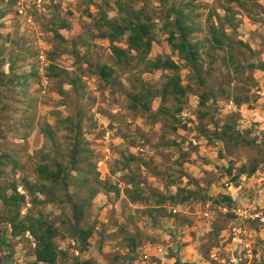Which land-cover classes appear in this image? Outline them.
<instances>
[{"label": "rangeland", "instance_id": "1", "mask_svg": "<svg viewBox=\"0 0 264 264\" xmlns=\"http://www.w3.org/2000/svg\"><path fill=\"white\" fill-rule=\"evenodd\" d=\"M18 1L0 0L1 56L6 59L7 72L10 63L17 60L19 73L33 76L26 89L5 88V98L0 102V148L16 158V163H8L4 167L6 173L19 182L23 175L36 181L39 175L37 167L44 159L57 158L65 165L69 163L68 156L63 157L68 155V145H62L66 150L59 146L64 136L56 131V125L60 117L78 114L93 151L91 164L86 168L96 170L102 180L126 188L125 175L138 171V165H132L131 170L124 167L121 147H126L140 161H146L140 170V179L147 193H176L179 185L198 195L197 199L184 205L173 207L167 204L165 216L160 218L156 214L155 220L146 213L148 204H131L125 193L117 198L114 192L103 190L87 210L84 222L95 229L92 241L99 244L110 235L115 241L112 248L119 254L128 247L125 238H136L139 247L136 253L126 256L130 259L127 264H264V221L244 218L236 213L242 208L249 214L264 217L263 138L251 147L240 145L228 149L213 135L218 127L232 120L234 113L239 115L240 131L245 133L247 129H253L247 135L250 140L263 131L257 120L264 117V95L259 94L264 92V71L246 66L264 62V0H259L253 16L234 4L238 13L237 29L234 32L227 26L230 35L243 40L252 49L243 48L238 52L241 54L239 61L246 68L238 73L229 70L220 60L213 75L208 77L209 89L217 93L218 100L211 99L207 107L202 108L199 95L203 92L193 86L195 91L189 95L188 104L179 115L187 128L181 127L175 133L166 132L171 124L164 126L167 120L163 115L161 122L154 123L147 115L128 108L132 79L141 75L161 88L172 72L147 73L143 67L127 72L116 63L110 41L102 38L95 27L96 18L100 19L99 6L110 18L118 15L113 0H43L40 11L35 7L30 10L35 19L32 27L22 23L18 17ZM187 1L191 0L145 2L147 11L157 21V40L150 55L153 59L172 55L180 61L173 54L162 28L167 10ZM222 1L194 0L200 7V20L204 27L213 8L224 14L220 5ZM89 13L94 16L90 17ZM62 25H66L65 28ZM55 30L66 40L56 38ZM204 35L200 33L198 37L203 38ZM119 44L127 46L125 39ZM76 50L80 57L76 56ZM52 63L57 67L55 72L50 69ZM104 64L117 70L112 83L108 84L94 75L92 68ZM181 73L184 83L188 84L189 70L183 67ZM73 77L78 79L77 88L71 84L70 78ZM224 90H228L230 97L222 93ZM237 92L250 97V102L241 107L235 103L236 109H230L229 103L235 102ZM160 107L161 99L158 98L153 111L158 113ZM201 111L209 114L203 122L199 115ZM49 125L54 127L56 145L45 133ZM202 126L210 130V137L201 136L199 128ZM257 162L261 166L256 174L243 176L239 185L231 182L242 165ZM230 168L233 169L232 175ZM7 183V177L0 180V186ZM232 184L241 188L231 191L229 187ZM19 191L26 193L24 187ZM227 193L236 202L231 210L235 218L227 215L229 208L225 210V206L213 203L214 198ZM202 197L206 199L202 200ZM150 206L158 205L152 199ZM46 209L61 228L58 241L63 247V242L68 244L72 239L73 209L56 203L49 204ZM206 212L211 216H205ZM216 224L225 227L220 234L213 230ZM0 228L11 243L10 249L0 251V258L11 251L16 259L25 260L22 264H28L33 255V245L11 237L10 225L0 224ZM247 243L251 244V256ZM66 246V249L70 248ZM18 260L5 264L19 263ZM65 264H74V260Z\"/></svg>", "mask_w": 264, "mask_h": 264}, {"label": "trees", "instance_id": "2", "mask_svg": "<svg viewBox=\"0 0 264 264\" xmlns=\"http://www.w3.org/2000/svg\"><path fill=\"white\" fill-rule=\"evenodd\" d=\"M146 1L113 0L118 9V15L114 18H110L96 3L100 8V19L96 18L95 27L102 38L110 41L116 63L127 72L139 70L141 67L147 73L161 70L172 72V75L168 76L161 88L145 80L141 75L132 79V91L129 94L128 105L130 110L147 115L154 123L161 122V115H163L167 120L164 126H168V123L171 124L168 126L167 133H175L181 127L187 128L179 115L185 110L189 95L195 91L193 86L203 92L199 95L202 108H206L211 99L213 101L218 100L217 93L213 89H209L208 77L213 75L214 68L220 60L229 70L238 73L246 67L264 71L263 61L252 63L246 67L239 61L241 54L238 55V52L242 51L243 48H248L251 51L252 49L243 40L230 35L227 27L233 28L234 32L237 29L238 13L234 4L253 16V11L259 6V0H223L220 5L224 14L218 13L213 8L207 16L205 27L203 21L200 20L202 17V14L199 13L200 7L196 5L194 0L180 5H172L166 12L162 30L167 35V42L173 54H176L182 63L176 61L172 55L160 56L157 59L150 56L157 40L155 33L157 21L147 11ZM138 5L141 7L137 8ZM89 16L93 17L94 15L89 13ZM65 26L62 25V28ZM54 32L56 38L62 41L66 40L58 31L55 30ZM200 33H205L203 38L198 37ZM1 37L0 34V39ZM124 39L126 40V47L119 44ZM2 52L0 47V102L5 98V88L26 89L31 76H33L26 72L19 73V67H16L17 60L10 63L9 72H7L5 70L6 59L1 56ZM75 53L77 57H80L78 50ZM183 67L189 70L188 84L184 83L181 73ZM50 69L54 72L57 71V67L53 63L50 65ZM92 69L94 75L108 84L115 80L113 77L117 70L114 66L104 64ZM70 80L71 84L77 88L78 79L73 77ZM231 84L232 80L229 82V85ZM222 93L230 97L228 90H224ZM237 93L234 100L238 107L250 102V97ZM158 98L161 99V107L158 113H155L153 105ZM199 115L201 122H203L209 114L201 111ZM231 117V121L226 122L213 132L215 139L223 142L228 149L230 146L240 145L251 147L257 144L261 137L264 144V130L261 135L250 140L247 135L252 133L253 129H247L243 133L238 128V113H234ZM82 122L83 120L78 114L59 118L56 131L64 136L62 144L59 146L66 150L62 145H68V155L63 157L68 156L69 163L65 165L63 161L57 158L50 161L44 159V162H41L37 167L39 175L36 181L29 179L26 175L22 176L20 182L11 178L4 167L8 163H16V158L8 151H1L0 148V180L5 177L8 180L6 185L0 186V224L10 225L13 238L33 245L35 259L28 264H60L62 259L65 261L74 260V264H101L95 258L84 259L82 256L90 250L91 240L96 234L93 227L84 223L86 213L92 207L93 200L103 190L106 193L114 192L117 198L125 193L131 204H148L146 213L155 220L157 219L156 214L160 218L165 216L167 204L177 207L198 198L195 191L182 188L179 185L176 193L165 195L161 192L147 193L140 179V170L146 161H140V158L126 147H121L124 167L131 170L133 169L132 165H138L137 172L132 173V175H125L126 188L122 189L119 185L102 180L96 170L92 171V169L86 168L91 164L93 151H91L90 143L85 137ZM199 132L201 136L210 137V130L205 126L200 127ZM45 133L56 145L57 138L54 127L49 125L45 128ZM262 162L264 163V159ZM260 166V162L242 165L231 182L239 185L243 176H253L258 172ZM229 173L230 175L233 174L232 168L229 169ZM20 187H24L26 193H21ZM41 195L45 197L43 198ZM152 199L157 203V207L150 206ZM205 199L206 197H202V200ZM51 203L73 209V219L70 226L71 238L77 242L76 248L80 251V256H71L70 249H61L58 245L57 240L61 236V228L48 215L46 209ZM213 203L229 208L230 212L227 215L232 218L236 217L235 213L231 211L236 202L230 193L214 198ZM170 214H173L172 211ZM224 229V226L216 224L213 230L220 234ZM125 240L128 243L130 253H136L139 247L136 238L127 237ZM101 246L100 248H102ZM7 248H11L10 240L6 238L4 231L0 228V251ZM10 261H15V255L11 251L0 258V264Z\"/></svg>", "mask_w": 264, "mask_h": 264}, {"label": "crops", "instance_id": "3", "mask_svg": "<svg viewBox=\"0 0 264 264\" xmlns=\"http://www.w3.org/2000/svg\"><path fill=\"white\" fill-rule=\"evenodd\" d=\"M261 118L264 119V117H261ZM257 122L261 123L262 129H264V121L260 122V120H257ZM175 211L177 212L178 210L176 209ZM10 230H11V227H10ZM109 234H111V231H109ZM11 237H12V231H11ZM110 237H111L110 235L107 236L106 239H103L104 241H102L101 243L99 242V244H97V242L91 240L90 250L88 252H86L82 257L84 259H90V258L94 259L95 258L101 264H127L126 262L130 261V259L127 258L126 256H129V254H132V253H130V249L128 247H126V249L124 251H121L122 253H119L122 255L117 254L112 248V244L115 243V241L112 240ZM57 242H58V245L60 246L61 249L66 250V247H67L66 245L69 246V244H67L66 242H63V247H62L58 240H57ZM101 244H102V246H101ZM100 246L102 248H100ZM69 249H70L69 250L70 255L73 256V254H74L73 249L71 247ZM117 250L119 251V248ZM23 258H24V256H23ZM34 259H35V257L32 255L30 257V261H32ZM15 260H18V259H16V257H15ZM24 261H25L24 259H22V260L19 259L18 260L19 263H15V264H22V263H24ZM65 262H67V261L62 259L60 261V264H65Z\"/></svg>", "mask_w": 264, "mask_h": 264}, {"label": "built area", "instance_id": "4", "mask_svg": "<svg viewBox=\"0 0 264 264\" xmlns=\"http://www.w3.org/2000/svg\"><path fill=\"white\" fill-rule=\"evenodd\" d=\"M42 6H43V0H20L18 2V13H17V15L21 19L22 23H25L27 26L32 27L33 25H35V19H34L33 14L30 12V10L32 7H35V8H37L38 11H40ZM42 58H44V57L42 56ZM259 94L264 95V92L260 91ZM229 108L230 109H236V105H235L234 101H231L229 103ZM263 121H264V119H262L260 122H263ZM262 130H264V129H262ZM240 188H241L240 186L236 187V186H234V184H232L229 187V189L231 191L233 189L238 191ZM208 206H209V208L211 207V205H208ZM225 210H226V207H225ZM236 213L238 216H241L244 218L261 219L264 221V217H261L260 214H249L247 209L239 208L236 211ZM205 216L210 217L211 216L210 212H206ZM68 244H69V247H71L73 249L74 255H76V256L81 255L80 251L76 248L77 242L74 239H71ZM246 248L248 249L249 256H251V254H252L251 244L247 243ZM145 258H148V257L146 256Z\"/></svg>", "mask_w": 264, "mask_h": 264}]
</instances>
